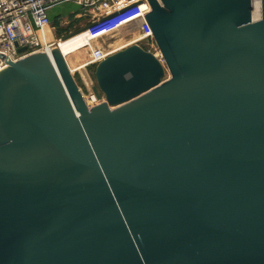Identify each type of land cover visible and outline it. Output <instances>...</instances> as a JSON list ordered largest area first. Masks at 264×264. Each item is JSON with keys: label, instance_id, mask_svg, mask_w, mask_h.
I'll return each instance as SVG.
<instances>
[{"label": "water", "instance_id": "water-1", "mask_svg": "<svg viewBox=\"0 0 264 264\" xmlns=\"http://www.w3.org/2000/svg\"><path fill=\"white\" fill-rule=\"evenodd\" d=\"M147 1L162 62L106 57L94 106L0 55V264H264V0Z\"/></svg>", "mask_w": 264, "mask_h": 264}, {"label": "built area", "instance_id": "built-area-1", "mask_svg": "<svg viewBox=\"0 0 264 264\" xmlns=\"http://www.w3.org/2000/svg\"><path fill=\"white\" fill-rule=\"evenodd\" d=\"M72 4L83 12L77 16L78 20L90 18L74 33L87 41L83 49L88 58L81 65L82 70L94 68L115 53V50L106 51L91 43L122 29L137 35L129 45L144 43L153 50L147 52L161 61L150 27L145 22L144 15L151 10L147 0H0V55L15 63L31 54H49L52 48L59 47V41L72 35L56 37L49 14L57 6ZM8 66L0 57V70ZM90 99L96 101L93 95Z\"/></svg>", "mask_w": 264, "mask_h": 264}, {"label": "rangeland", "instance_id": "rangeland-1", "mask_svg": "<svg viewBox=\"0 0 264 264\" xmlns=\"http://www.w3.org/2000/svg\"><path fill=\"white\" fill-rule=\"evenodd\" d=\"M256 2L259 4L257 0L253 2L254 10L255 7H257ZM54 11L58 12L63 17L66 16L63 19L54 20L52 22V27L54 28L56 37L67 36L69 34L72 35L73 32L80 30V28H82L81 26H84L87 23V21L90 20V18L78 20L77 16L83 14V12L78 11V8L73 4L57 6ZM135 37H137L136 33L130 34V32L127 29L126 30L122 29V30H118L116 33L103 36V38L95 40L92 44L94 47L105 49L106 51L118 50L120 47L130 44L133 38ZM66 43H67L66 47H71V51H65V53L63 54L64 56H66V61L68 62L70 69H72V67L74 66L73 62H75L76 56L78 57V65L87 61L88 56L86 54V51L85 49H81V47L84 46L85 43H87V41H85L84 38H82L81 41L79 40L78 41L69 40V42L68 40L59 41V45H61L63 49H65L63 44ZM137 45H139L144 51H147L148 49L152 50V48H150L149 46L147 47L144 43H140ZM128 46H132V45H128ZM61 47H56V48L61 49ZM93 75H94V70L92 67L85 70L78 69L73 73V78L75 79L77 85L80 87L83 99L86 101L89 107L98 104L99 101L96 99H95L96 101L90 99L88 91L85 88V85H83L82 83L83 80H86L88 83L94 86L95 81ZM167 77H168V73H167Z\"/></svg>", "mask_w": 264, "mask_h": 264}, {"label": "crops", "instance_id": "crops-1", "mask_svg": "<svg viewBox=\"0 0 264 264\" xmlns=\"http://www.w3.org/2000/svg\"><path fill=\"white\" fill-rule=\"evenodd\" d=\"M55 9H52L51 11H50V14H49V17H50V19H51V21L53 22L54 20H58V19H63V18H65L66 16H62L61 14H59L58 12H55L54 11ZM81 39H82V37H79V38H75V39H73L72 41H81ZM68 42H69V40H68ZM71 42V41H70ZM73 43V42H72ZM66 45H67V43L66 44H63V46L64 47H66ZM129 44H127V45H125V46H128ZM125 46H123V47H125ZM123 47H120V48H123ZM119 48V49H120ZM118 49V50H119ZM61 50V49H60ZM118 50H115V51H118ZM63 56H64V54H63ZM65 57V60H66V56H64ZM66 63H67V65H68V62L66 61ZM73 64H74V66L72 67V69H70V67H69V65H68V67H69V69H70V71H72V73H74V71H76V70H78L79 69V67H80V65L82 64H80V65H78V57L76 56V60H75V62H73ZM83 85H89L90 83H88L86 80H83V83H82Z\"/></svg>", "mask_w": 264, "mask_h": 264}, {"label": "bare ground", "instance_id": "bare-ground-1", "mask_svg": "<svg viewBox=\"0 0 264 264\" xmlns=\"http://www.w3.org/2000/svg\"><path fill=\"white\" fill-rule=\"evenodd\" d=\"M256 1V0H255ZM258 1V0H257ZM259 2V1H258ZM257 3V2H256ZM255 4V3H254ZM259 10H260V5L257 3V7H255V10H254V13H253V18L255 19V18H257L258 16H259ZM75 32H73V34H72V36L70 37V38H68V39H66V40H73V39H75V38H79V37H82V38H84L82 35H75L74 34ZM77 33V32H76ZM65 40V41H66ZM85 41H86V39H85ZM87 43H85V45H86ZM84 45V46H85ZM91 45H92V43H91ZM84 46H82L81 47V49H83V47ZM59 47H61V45H59ZM52 49H54V48H52ZM60 53H61V55L63 56V53H65V51H71V47H65V49H63V47H61V50L60 49H58V48H56ZM120 50V49H119ZM86 51V50H85ZM116 52V51H115ZM118 52V51H117ZM65 58V57H64ZM83 64V63H82ZM81 64V65H82ZM80 65V67H79V69H81V66Z\"/></svg>", "mask_w": 264, "mask_h": 264}]
</instances>
